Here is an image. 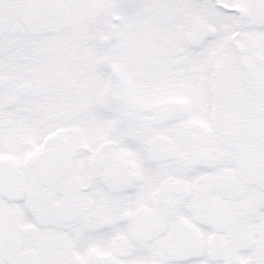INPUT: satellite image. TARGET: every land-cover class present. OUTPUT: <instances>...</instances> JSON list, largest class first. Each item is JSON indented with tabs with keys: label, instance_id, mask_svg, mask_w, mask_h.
Listing matches in <instances>:
<instances>
[{
	"label": "snow or ice",
	"instance_id": "snow-or-ice-1",
	"mask_svg": "<svg viewBox=\"0 0 264 264\" xmlns=\"http://www.w3.org/2000/svg\"><path fill=\"white\" fill-rule=\"evenodd\" d=\"M0 264H264V0H0Z\"/></svg>",
	"mask_w": 264,
	"mask_h": 264
}]
</instances>
